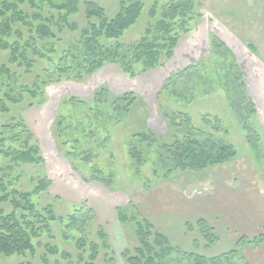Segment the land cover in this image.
I'll use <instances>...</instances> for the list:
<instances>
[{
  "label": "rangeland",
  "instance_id": "374dc122",
  "mask_svg": "<svg viewBox=\"0 0 264 264\" xmlns=\"http://www.w3.org/2000/svg\"><path fill=\"white\" fill-rule=\"evenodd\" d=\"M86 1L88 0H79L80 12L68 16V21L76 22L80 29L86 27L89 22L85 15ZM95 1L106 9L109 18H113L119 12L123 0ZM136 1L143 2L145 6L136 24L119 39L127 48L138 43L146 35V30L150 26L153 27L151 39L160 36L156 28V22L160 17L152 18L150 15V9L156 0ZM169 1L162 0L160 6L162 7ZM199 1L203 5L200 10L203 18L191 23L192 31L188 35H182L180 41L186 43L189 49L191 39H197L198 41L202 39L204 47H201L202 51L197 52L201 56L194 54L189 58L190 60H187L186 65H191L192 62L200 58H207L209 33L222 35L240 48V63L249 73L255 76L256 80L253 78L255 93L262 97L260 125L263 135L260 137V146L254 147L248 141L237 114L231 108L222 88L216 81L213 82L211 95H206L203 87L198 86L195 91L197 98L192 103L177 101L168 96V93H161V89L169 77L185 66L176 64L178 57L181 56V49L178 57L167 59L163 56L158 67L146 73H139L135 77L125 74L117 64H106L104 68L98 70L92 76L86 77L83 81L73 79V76L77 73L75 71L72 78L64 76L60 81L50 82L48 78L50 71L47 70L52 69L50 62L34 56L25 48L26 42L31 40L32 35H35L36 28L32 33L25 22H19L13 24L14 31L9 37L2 36L0 31V197L14 190L19 193H30V201L35 205L36 212L46 214L45 210L52 206L57 217L69 216L83 203H87L95 212L93 203L98 207L102 204V200L116 205L112 209L114 215H117V209L119 208H125L130 213L135 212L137 209L143 212L142 205L147 201L145 197L148 196L150 190L158 183L166 180L154 175L153 158L141 168L139 174H136L131 166L132 161L128 153V142L130 136L143 130H152L158 134L167 135L169 124L164 117V113L167 112L171 115L173 110L189 112L194 125L201 128L206 126L203 121L204 115L220 117L224 127L229 132L227 134L217 133V136L233 142L239 151L240 157H242L222 169L209 168L198 172H178L160 187L172 185V190L175 192L180 194L189 193L196 197L213 193L217 182L221 184L225 182L234 188L239 187L241 183L247 180L246 174L250 176L252 174L254 176L259 175L256 165H259V169L264 172V86L262 87L263 80L259 78L264 76V0ZM61 2L62 0H36V4L39 6L37 9H34L29 2L20 4L19 9L29 15H33L34 12H40L46 17L55 15L56 19L52 28L57 37L49 39L48 42L37 38L36 43L39 49L46 52L53 46L56 53L51 54V57L56 61L60 56L67 53H71L78 60H81L79 58L81 31H72L65 26L63 20L65 12H60L56 7ZM3 19V17H0V28ZM28 20L31 21V18ZM35 23L36 26L39 24V22ZM16 31H20L22 35L19 36ZM17 42L20 44V51L25 50L28 56L34 59L35 62L31 70H28L27 64L20 66L18 63H11L13 47ZM3 45H7V48H3ZM250 46H253L254 50ZM250 49L255 51V54ZM207 61L208 73L210 75L214 74L216 66L213 58L207 59ZM70 64L76 68L77 61L70 59ZM3 65H6L9 71L3 70ZM257 79L261 82H258ZM104 87L108 89L110 102L115 97L129 92L135 93L139 97L131 113L122 122L116 125L110 124L111 138L107 145L96 148L97 162L104 175H108L110 171L115 173L108 186H102L97 181H92L93 184H89L84 180L92 176L91 167L93 165L83 161L79 156H66V153L74 151L75 146L73 143L62 145V140L57 136L56 130V124L61 116H74V125L76 126L79 123L76 119L83 120L87 126V133L85 134L88 135L90 130L89 121H92V124L95 125L96 120L93 117V120L81 117V112L83 109L89 110L90 107L96 108L95 93ZM71 99H75L73 103H71ZM81 100L86 104L85 106L75 104ZM110 102L107 104L108 107ZM102 109L105 112L107 111L106 106H102ZM108 110L112 112V108H108ZM98 123L100 124L101 120H98ZM30 133L32 136L29 135ZM100 134L105 137L107 131L101 128ZM87 139L82 140L79 146L80 150L90 143ZM33 146L40 149L39 155L43 159L40 163H16L12 160V156L15 157ZM79 149H77V153L80 152ZM7 153L12 156H7ZM241 165H247V169L242 168ZM236 177L239 180L231 182ZM45 179L49 181L48 189L37 192L36 188L40 181ZM60 179H63L64 182L62 183ZM65 183L68 186L67 190L72 189L79 194L72 198L57 197L62 194V190H65ZM3 187H6V190H3ZM86 189L90 194L86 192ZM11 199L12 197L6 202H0V211L9 213L13 210ZM130 203H134L137 209H131L129 207ZM22 215H26L29 219L34 218V214L29 211H18V216L21 217ZM144 216L153 222L159 231L167 234L174 244L188 251L198 252L212 258L231 250H237L233 254L230 253L228 260H223L222 264H243L247 260L243 249L250 246V244L243 237L234 244L226 238V235L222 236L217 233L220 240L214 246L209 247L207 246L209 242L201 227L196 223L198 218L190 219L184 215H171L169 213L156 216L144 214ZM111 222V220L103 222L98 218V220L91 222L87 228L70 230L68 234L74 239L86 237L88 241L102 244V240L97 235L98 226L103 225L105 228H109ZM187 222L194 223L192 230L187 227ZM65 225L59 221L52 222L53 237L44 233L39 238H34L33 242L37 247L35 254L1 255L0 264H45L42 259L47 252L45 244H56L61 251L65 250L72 253L76 262L79 251L74 240L66 239ZM122 226L128 241L126 248L133 249L138 244L136 224L127 223L122 224ZM40 241L43 243L41 246L38 245ZM116 252L117 264H126L122 258V251ZM48 257L50 258V264L66 263L60 258V255H48ZM97 263H104L103 255L99 257Z\"/></svg>",
  "mask_w": 264,
  "mask_h": 264
},
{
  "label": "trees",
  "instance_id": "16d2710c",
  "mask_svg": "<svg viewBox=\"0 0 264 264\" xmlns=\"http://www.w3.org/2000/svg\"><path fill=\"white\" fill-rule=\"evenodd\" d=\"M161 1L156 0L150 9L152 18L160 17L156 22L157 32L160 33V36L151 39L153 27L150 26L146 30V35L138 43L127 48L119 39L138 21L145 6L143 2L123 0L117 15L109 18L102 5L95 0H88L85 2V15L89 22L86 27L80 29L76 22L68 21V16L80 12L79 0H62L56 7L60 12H65L63 15L65 26L72 31H81L79 43L81 48L79 58L81 60H78L73 54L67 53L56 61L51 57V54L56 53L53 46L46 52L39 49L36 43L37 38L48 42L49 39L57 37L52 28L56 17L55 15L46 17L40 12L29 15L19 9V5L26 2L37 9L39 6L36 4V0H0V17L4 18L0 31L2 36L9 37L14 31L13 24L19 22H25L32 33L36 28L35 35H32L31 40L26 42L25 48L34 56L50 62L52 69H47L51 73L48 76L50 82L60 81L64 76L72 78L75 71L77 73L73 79L83 81L106 64H117L125 74L135 77L139 73H146L158 67L163 56L167 59L173 58L180 37L191 31V23L203 18L200 11L203 5L199 0H170L162 7L160 6ZM29 18L31 21L28 20ZM35 22H39V24L36 26ZM16 32L19 36L22 35L20 31ZM3 48H7V45H3ZM211 48L216 66L214 74L208 73L206 61H198L171 75L162 87L161 93H168V96L177 101L192 103L197 98L195 91L198 86L203 87L206 95L212 94L213 82L216 81L222 88L231 108L237 114L248 141L254 147L260 146L261 136L255 125L258 110L248 92L245 71L233 50L216 34L211 35ZM250 48L254 50L253 46ZM20 49V44L17 42L13 47L11 63H18L20 66L27 64L28 70H31L35 62L34 59H31L25 50L20 51ZM70 59L77 61L76 68L70 64ZM2 69L9 71L6 65H3ZM94 98L96 108L90 107L89 110L83 109L81 112V117L87 119L93 117L96 120L95 125L89 121L88 135L85 134L87 126L83 120L76 119L79 123L74 125V116H61L56 124V130L57 136L62 140V145L73 143L75 146L74 151L66 153V156H79L83 161L93 165H91L92 176L85 180L97 181L108 186L115 173L110 171L108 175H104L97 162L96 148L107 145L111 138L110 124L116 125L122 122L131 113L139 97L135 93L129 92L115 97L110 102L108 89L104 87L95 93ZM74 100L71 99V103ZM108 102H110L109 107L107 106ZM75 104L86 105L82 100ZM102 106L107 107L106 112ZM108 108H112V112ZM172 112L171 115L167 112L164 113L169 124L167 135H161L152 130H143L130 136L128 153L132 161L131 166L136 174H139L141 168L151 158L154 159L152 162L154 175L162 179H169L181 171H204L229 163L239 156V151L233 142L217 136V133L227 134L229 132L220 117L204 115L203 121L206 126L201 128L194 125L189 112L175 110ZM98 120H101L100 124ZM101 128L107 131L105 137L100 134ZM29 135L32 136L31 133ZM85 138H88L90 145L88 144L80 150L79 146ZM77 149L80 152L77 153ZM39 150V147L33 146L15 157L9 153L6 155L12 156V160L16 163L38 164L43 160L39 155ZM48 185L49 181L41 180L36 191H44L48 189ZM3 190H6V187H3ZM30 196V193H19L14 190L0 197V202H6L12 197L13 206V210L9 213L0 211V256L35 254L37 247L33 239L39 238L44 233L53 237L51 223L59 221L61 224H66L64 227L66 239L76 242V248L79 251L78 260L75 262L72 253L61 251L56 244H45L47 252L42 257L45 264H50L48 255H60V258L66 262L65 264H98L99 257L103 255V264H116L115 252L102 225L98 226L97 231L102 244L88 241L86 237L74 239L68 234L70 230H83L96 220L94 210L87 203L81 204L67 217H57L52 206L45 210L46 214L36 212L35 205L30 201ZM129 207L137 209L134 203H130ZM18 211H29L34 214V218L29 219L26 215L19 217ZM117 211L121 223L136 224L138 244L133 249L127 248L122 252L126 264H222L223 260H228L230 253L237 252V250H231L220 256L209 258L201 253L188 251L174 244L171 238L159 231L140 210L137 209V212L130 213L125 208H119ZM196 223L201 227L209 242L207 246H214L220 240L215 227L207 220L198 219ZM187 227L192 230L194 223L187 222ZM243 239H246L250 245L259 246L264 243V234L254 238L243 237ZM38 245L41 246L43 243L40 241ZM243 264L251 263L246 260Z\"/></svg>",
  "mask_w": 264,
  "mask_h": 264
},
{
  "label": "crops",
  "instance_id": "0c3cea01",
  "mask_svg": "<svg viewBox=\"0 0 264 264\" xmlns=\"http://www.w3.org/2000/svg\"><path fill=\"white\" fill-rule=\"evenodd\" d=\"M189 33L184 35H188ZM212 34H216V33L208 34L207 43H208L209 51L208 54L206 53L207 58L202 56L204 58H200L199 60L194 61L191 64L203 60L208 62L207 59L213 58L211 53ZM219 37L222 40H224L227 43V45L233 50L238 62L240 63V59H239L240 48L237 47V45L234 42L231 43L230 40L225 39L222 35ZM180 40L181 37L175 48L173 58L179 56L180 54L179 51L181 49V56L178 57L176 64L182 66L185 65L181 69L183 70L190 65V64L188 66L186 65L187 60L190 57H192L194 54H197L198 51H202L201 47H204V41H202V39L199 41L197 39L195 40L191 39L190 40L191 47L188 49V47L186 46L187 44L183 43V41ZM251 52L255 54V51L251 50ZM243 69L245 71V81L247 84L248 92L250 96L253 98L254 102L256 103L258 110V114H257L258 116L257 119L255 120V125L259 130V132L261 133L260 136H262L263 130L261 129V125H260V107L262 105V97L258 93H255L256 92L254 88L255 85H253V78L254 80H256L255 76L249 73L246 68L243 67ZM259 78L263 80V85H262L263 87L264 76H261ZM257 81L261 82V80L258 79ZM241 157L239 155L235 160L229 163L218 165L212 168L222 169L228 166L229 164H231L232 162L238 161ZM246 166L247 165H241L242 168L244 167L246 168ZM256 166L259 175L254 176L252 174L250 176L249 174H246L247 180L241 183L239 187L234 188L225 182H223L222 184L217 182L213 193H210L208 195L204 194L196 197L193 196V194L190 195L189 193H184V192H183L184 194L177 193L174 190H172L173 189L172 185L171 186L165 185L164 187H160L163 183H166L168 180V179H162L166 181H162V183H158L160 185L157 184L155 187H153L150 190L148 196L145 197L147 198V201H145L144 204L142 203L143 212L142 210L141 212L143 213V215L145 214L147 216H156L158 214L169 213L171 215H184L190 219H196V218L205 219L210 224L212 223L211 225L215 227L218 234H221L222 236L226 235V238L228 240H231L234 244L242 237H249V238L259 237L260 235L264 234V172L263 170L259 169V165ZM236 180H239V178L236 177V179H232L231 182ZM60 181H62V183L64 182L63 179L62 180L60 179ZM85 181L88 182L89 184H93L92 181H87V180ZM64 188L65 190L61 191L62 194L58 195L57 197L72 198L79 194L78 192H74L72 189L67 190L66 189L68 188L67 184ZM86 192L90 194V192H88V189H86ZM102 201H101L102 204L98 205V207L96 204L93 203V207L95 208V214L97 220L99 218V220L101 219L103 220V222H109V220L112 221L111 226L109 228L106 227L107 228L106 229L103 225L102 226L105 228L109 236L111 246L115 252V260H116L115 263L117 264L116 251L123 252L125 249H127L126 246L128 244V241L126 239L124 227L122 226L123 223H121V221L119 220L118 211H117V215L116 214L114 215L112 212L113 207H115L116 205L106 200L105 201L102 200ZM243 253L246 256L247 261H249L251 264H264V243L257 247L251 245L247 246L243 249Z\"/></svg>",
  "mask_w": 264,
  "mask_h": 264
}]
</instances>
